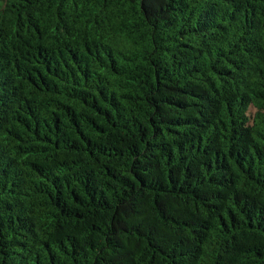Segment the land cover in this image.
Segmentation results:
<instances>
[{"label": "trees", "instance_id": "obj_1", "mask_svg": "<svg viewBox=\"0 0 264 264\" xmlns=\"http://www.w3.org/2000/svg\"><path fill=\"white\" fill-rule=\"evenodd\" d=\"M0 264H264V0H0Z\"/></svg>", "mask_w": 264, "mask_h": 264}]
</instances>
